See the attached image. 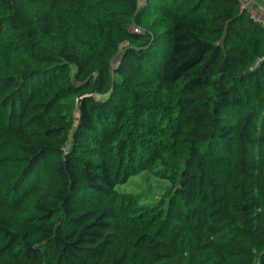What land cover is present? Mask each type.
Here are the masks:
<instances>
[{
  "label": "trees",
  "instance_id": "16d2710c",
  "mask_svg": "<svg viewBox=\"0 0 264 264\" xmlns=\"http://www.w3.org/2000/svg\"><path fill=\"white\" fill-rule=\"evenodd\" d=\"M0 264H264V20L0 0Z\"/></svg>",
  "mask_w": 264,
  "mask_h": 264
},
{
  "label": "rangeland",
  "instance_id": "374dc122",
  "mask_svg": "<svg viewBox=\"0 0 264 264\" xmlns=\"http://www.w3.org/2000/svg\"><path fill=\"white\" fill-rule=\"evenodd\" d=\"M242 3L249 7L253 14L264 20V0H242ZM168 181L165 178L147 176L145 172H140L128 178L124 183L117 185L121 192L143 193L149 200L160 197Z\"/></svg>",
  "mask_w": 264,
  "mask_h": 264
}]
</instances>
